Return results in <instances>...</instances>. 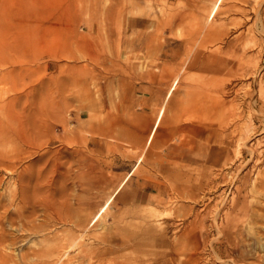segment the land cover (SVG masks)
<instances>
[{"label":"rangeland","instance_id":"374dc122","mask_svg":"<svg viewBox=\"0 0 264 264\" xmlns=\"http://www.w3.org/2000/svg\"><path fill=\"white\" fill-rule=\"evenodd\" d=\"M6 3L7 263L182 264L194 252L197 264H264V190H250L253 156L235 142L243 121L264 135V0ZM229 100L240 114L221 128ZM18 211L35 212L23 228ZM247 229L259 241L238 237Z\"/></svg>","mask_w":264,"mask_h":264},{"label":"bare ground","instance_id":"6f19581e","mask_svg":"<svg viewBox=\"0 0 264 264\" xmlns=\"http://www.w3.org/2000/svg\"><path fill=\"white\" fill-rule=\"evenodd\" d=\"M0 4H1V12L3 13H5V11H6V8L8 9V7H7V3H6V0H0ZM233 5V4H232ZM254 9H255V11H256V9H257V6H255L254 7ZM244 11V10H243ZM254 12V11H253ZM3 13V14H4ZM244 13V12H243ZM243 15V14H242ZM6 16V15H5ZM245 17V16H244ZM250 19V18H249ZM250 26H251V24H250ZM252 28H253V26H251ZM247 29V28H246ZM6 30V29H5ZM5 30L3 31V33H2V31L0 32V83H1V85H0V90H5V88L7 87L6 86V83H7V79L9 78V75H10V68H9V65H8V55H9V49H8V45H7V39H6V36H5ZM249 29H247V31H248ZM246 31V32H247ZM245 32V33H246ZM243 52V51H242ZM195 56V55H194ZM252 59V58H251ZM197 60V59H196ZM239 60V59H238ZM192 62V61H191ZM193 62H196V61H193ZM192 62V63H193ZM240 63H241V60H240ZM190 66V65H189ZM219 67V66H218ZM256 67V66H255ZM220 68V67H219ZM225 68V67H224ZM252 68V67H251ZM212 69V68H211ZM244 69V67L242 66V65H239L238 66V68L236 69H233V70H235L236 72H239V71H241V70H243ZM189 70V69H188ZM231 70V69H230ZM229 70V71H230ZM238 70V71H237ZM253 71V70H252ZM233 73V72H232ZM261 73H262V71H261ZM211 74V73H210ZM241 75V74H240ZM253 75H255V71H253ZM242 76V75H241ZM220 77V76H219ZM222 77V76H221ZM260 81H259V88L257 89V93L258 94H260V98L261 97H264V84H262V83H264V82H261L262 80L261 79H259ZM252 81L253 82H255V84H256V77H254L253 76V79H252ZM224 84V83H223ZM8 85V84H7ZM232 86V85H231ZM238 86V85H237ZM235 87V86H234ZM236 88V87H235ZM217 94V93H216ZM220 94V93H219ZM219 94H217V95H219ZM255 94L256 93H251V95L253 96L252 98L254 99V96H255ZM259 96V95H258ZM233 97H235V96H233ZM256 97V96H255ZM251 98V99H252ZM257 98V97H256ZM259 98V97H258ZM262 99H264V98H262ZM216 100V99H215ZM231 100H234L233 98H231ZM230 101V100H229ZM218 102V101H217ZM216 102V103H217ZM235 103V102H234ZM233 103V101H230V104H229V106H228V104H227V106H225L224 104H221L220 105V108H218V115H217V112H215L216 113V115L214 114V116L216 117H218V118H220L221 117V115L222 114H224L225 116H224V118H222L221 119V124L219 123V125L221 126V128L223 127L222 125H223V123L224 124H226V126H227V123H229V122H232V119H234V118H236L237 116H239V114H238V111H237V107L235 106V104ZM215 109V108H214ZM241 110V109H240ZM239 110V111H240ZM216 111V110H215ZM262 115H264V110H262L261 112H260ZM238 119V118H237ZM235 120V119H234ZM233 123V122H232ZM230 124V123H229ZM234 124V123H233ZM249 124V123H248ZM235 125V124H234ZM237 125V124H236ZM239 125V124H238ZM244 126H245V123H244V121L239 125V128H238V131H237V137H235L236 139H235V142H237L236 143V148H237V152L238 153H240L241 152V150H242V148L243 147H245L248 151H249V153L251 154V156H253V161H252V163H250V166H249V169L247 170V172H246V176H248L247 174L249 173V172H254V176H253V178H252V180H251V182H250V184H251V186H250V190H258V189H262V190H264V167H261L260 165H258V162L261 160V157L262 156H264V147H262L261 146V143H262V141H264V135H261V136H256V137H252V138H250L249 137V135H247L246 133H245V129H244ZM226 128V127H225ZM236 128V127H235ZM254 129V128H253ZM236 131L235 130H233V129H231V130H229L228 131V135L230 136V134H233V133H235ZM227 136V135H226ZM225 143V142H224ZM251 158V157H250ZM249 162V161H248ZM243 165H246V163H244ZM248 168V167H247ZM249 171V172H248ZM260 177V178H259ZM248 178V177H247ZM244 180H246V179H244ZM247 182V180L245 181V182H243L242 184L240 183H238V184H236V185H234L233 187L235 188V192L236 193H238V194H240L241 193V190H242V186H243V188L244 189H247V187H246V184H248V183H246ZM232 191H234V190H232ZM247 191V190H246ZM260 191V190H259ZM245 193V192H244ZM243 194V193H242ZM246 195V194H245ZM236 196L237 195H235L234 194V192H232V196H231V198H232V201H234L235 200V198H236ZM242 196H244V195H242ZM247 196V195H246ZM245 197V196H244ZM244 197H243V199H244ZM247 198V197H246ZM243 199H242V201H243ZM245 200V199H244ZM236 201V200H235ZM246 202V201H245ZM244 202V203H245ZM22 205H23V203H22ZM43 206V205H42ZM46 207V206H45ZM47 207H48V205H47ZM52 207H54V206H52ZM51 207H49V209H50ZM48 209V210H49ZM52 209V208H51ZM50 211V210H49ZM52 211H53V209H52ZM18 212H21V211H18ZM17 212V213H18ZM54 212V211H53ZM35 212H31V213H29L28 215H29V217L30 218H28L27 220L25 219V218H23V212H21L19 215H18V217H19V220H20V224H21V226H22V228H23V221L24 220H26L27 222H29V221H31V219H32V216H33V214H34ZM52 214H54V213H52ZM47 217H49V212H47V211H44V216H43V219L45 220ZM27 218V217H26ZM55 218H56V220L58 219V220H61V221H67L68 220V216L66 215V214H62V213H60V212H56L55 214H54V220H55ZM10 219H11V223H14V221H13V216H10ZM48 220V219H47ZM84 220V219H83ZM13 221V222H12ZM25 222V221H24ZM45 222H46V220H45ZM49 223V222H48ZM34 226V225H33ZM250 233H252L251 232V230H249V229H247V232H245V233H243L242 235L239 233V236L238 237H242V239H243V237H249V240H251V243L249 242V244L250 245H252L255 241L257 242V241H259V238H260V235L261 234H256L255 233V231H254V233L253 234H250ZM230 237V236H229ZM248 239V238H247ZM5 240V236H4V234H3V236L2 237H0V245H1V243H3V241ZM237 240V239H236ZM244 240L245 239H243V242H244ZM248 242V241H247ZM240 243V242H239ZM236 244H238V243H236ZM242 244V243H241ZM240 244V245H241ZM248 245V244H247ZM246 246V245H245ZM242 247V246H241ZM248 247V246H247ZM62 248V247H61ZM240 248V247H239ZM58 249V248H57ZM32 250V249H31ZM197 252V251H196ZM230 252V251H229ZM244 252V251H243ZM33 253V252H32ZM250 253V252H249ZM236 253H234V255H235ZM197 255H199V254H195L194 252L193 253H191V254H189V256L184 260L183 259V261H182V264H197L198 262H199V260L198 259H200L201 257H203V256H201L200 257V255L199 256H197ZM232 255V254H231ZM243 255V254H242ZM166 256V255H165ZM180 257V256H179ZM171 258V260L172 261H174L175 259H174V256H171L170 257ZM228 258V257H227ZM202 259H204V257L202 258ZM230 260H232V263H233V261L236 263V264H238V256L237 255H235V256H233V257H230L229 258ZM6 260H8V257L6 256V255H3L1 252H0V264H8L7 263V261ZM71 260V259H70ZM243 261V260H242ZM83 263H84V261H82ZM205 262H207V261H204V263ZM240 262V261H239ZM244 262V261H243ZM256 262V261H255ZM17 263V262H16ZM74 263V262H73ZM80 263V262H79ZM82 263V264H83ZM234 263V264H235ZM244 264V263H243Z\"/></svg>","mask_w":264,"mask_h":264}]
</instances>
